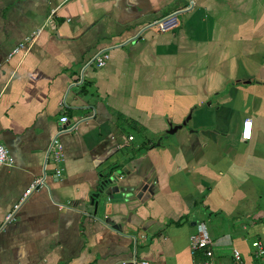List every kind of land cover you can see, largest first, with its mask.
Masks as SVG:
<instances>
[{
  "label": "crops",
  "instance_id": "0c3cea01",
  "mask_svg": "<svg viewBox=\"0 0 264 264\" xmlns=\"http://www.w3.org/2000/svg\"><path fill=\"white\" fill-rule=\"evenodd\" d=\"M172 12L177 25L159 32ZM101 50L106 63H88ZM0 143V264H196L206 257L188 236L203 218L213 264H233L234 249L252 264L247 240L264 244V0H0Z\"/></svg>",
  "mask_w": 264,
  "mask_h": 264
},
{
  "label": "built area",
  "instance_id": "2783aa9c",
  "mask_svg": "<svg viewBox=\"0 0 264 264\" xmlns=\"http://www.w3.org/2000/svg\"><path fill=\"white\" fill-rule=\"evenodd\" d=\"M154 25L156 26L159 32H166L172 30L177 25V18L176 13L172 12L165 16H162L160 19L154 21ZM32 41V40H31ZM29 41L26 45L28 48ZM25 44V40L23 42H19L11 51V53H17L22 49V46ZM108 59V53L106 50H101L95 53L89 60L88 63H92L97 67H100L106 63ZM60 123H67V117L62 115L59 117ZM58 129L57 133H61L65 131L67 128L66 124ZM250 128H251V121L249 119H244L241 124V131H240V138L242 140L249 139L250 136ZM131 138V137H129ZM50 161L54 164V174L58 176L62 170V150L61 144L55 139H52L50 144ZM10 164V158L7 152V149L3 144L0 143V165H8ZM43 186V176H37L30 181V183L25 187L21 195L19 196L18 200L12 205L11 209L7 212L4 216V222H9L14 218V214L17 211L18 207L22 202L26 200L29 194L34 191L35 189ZM261 239H253L250 242V247L252 248V257L255 259L252 264H264V244L260 241ZM264 240V237H263ZM188 243L190 252L193 254L198 250H201L203 255L206 259L196 262V264H213L210 260L212 250L214 245L212 243L211 238L209 237L207 228L202 221H197L194 224V231L188 236ZM232 258L234 263L233 264H246L243 262L241 258V254L238 250H232ZM141 264H146V261H140ZM120 264H125L124 261L120 262Z\"/></svg>",
  "mask_w": 264,
  "mask_h": 264
},
{
  "label": "water",
  "instance_id": "95a60500",
  "mask_svg": "<svg viewBox=\"0 0 264 264\" xmlns=\"http://www.w3.org/2000/svg\"><path fill=\"white\" fill-rule=\"evenodd\" d=\"M107 180H104L101 184L99 189L97 190L96 193L92 194L89 197V205L92 206V212L93 214L96 213V210L98 207H100V209L102 208L101 206H103V199L105 195V192L102 190L103 189V184L106 183ZM195 222H192V224H194Z\"/></svg>",
  "mask_w": 264,
  "mask_h": 264
},
{
  "label": "rangeland",
  "instance_id": "374dc122",
  "mask_svg": "<svg viewBox=\"0 0 264 264\" xmlns=\"http://www.w3.org/2000/svg\"><path fill=\"white\" fill-rule=\"evenodd\" d=\"M201 211H202V210H201ZM202 213H205V212L202 211ZM203 221L205 222L207 229L210 231V229H209L210 222H207L206 218H203ZM211 225H212V224H211ZM213 227H214V226H213ZM211 230H212V229H211ZM212 231H213V230H212ZM250 242H251V240H247V244H248V245H250Z\"/></svg>",
  "mask_w": 264,
  "mask_h": 264
}]
</instances>
